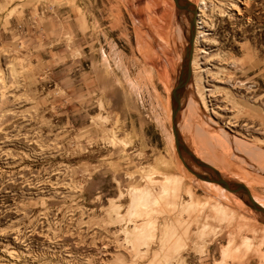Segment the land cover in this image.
<instances>
[{"label": "rangeland", "instance_id": "obj_1", "mask_svg": "<svg viewBox=\"0 0 264 264\" xmlns=\"http://www.w3.org/2000/svg\"><path fill=\"white\" fill-rule=\"evenodd\" d=\"M192 1L198 66L182 97L200 78L209 109L189 97L180 136L264 206V0ZM186 21L173 0H0V264H264L259 215L175 150ZM165 175L183 178L176 192ZM135 187L162 207L150 227L143 207L128 215Z\"/></svg>", "mask_w": 264, "mask_h": 264}, {"label": "water", "instance_id": "obj_2", "mask_svg": "<svg viewBox=\"0 0 264 264\" xmlns=\"http://www.w3.org/2000/svg\"><path fill=\"white\" fill-rule=\"evenodd\" d=\"M173 1L178 12H182L186 16L190 25L188 28V36H187L188 43L184 49L182 62L176 78V82L170 92L171 129L174 137V146L176 153L181 159L182 164L193 175H195L197 178L201 180L217 183L226 190L235 193L243 200V202L248 207H250L259 215L258 219L260 220V222L264 223V206L253 198L248 187L241 181L226 180L215 167L209 166L207 163L198 159L188 148V146L184 144L180 136L177 126L176 114L180 108V101L184 94L185 87L189 81L192 43H193V35H194L193 18H192L194 8L193 5H191V3L188 0H173ZM184 155H186L187 160L184 158ZM193 166L201 168L207 172H199L195 170Z\"/></svg>", "mask_w": 264, "mask_h": 264}, {"label": "bare ground", "instance_id": "obj_3", "mask_svg": "<svg viewBox=\"0 0 264 264\" xmlns=\"http://www.w3.org/2000/svg\"><path fill=\"white\" fill-rule=\"evenodd\" d=\"M209 0H207L206 2H208ZM234 1V0H233ZM237 1H239V0H237ZM245 2H246V5H248L249 3V1L250 0H244ZM190 3H191V0L189 1ZM192 2H195L194 0L192 1ZM201 3H199V4H205V1H200ZM225 4V3H224ZM227 4V3H226ZM191 5H192V3H191ZM204 6V7H203ZM203 6H201V7H199L200 8V12L197 10V12H198V16H199V19H204V20H206L207 22H209L210 24H213V22L215 21L214 19H213V16L211 15V17H209L208 15H206L205 14V10H207L206 8H205V5H203ZM208 6V5H207ZM213 6V5H212ZM224 6H226V5H221V7H219L218 8V12H219V14L220 13H223L224 14V12H225V10H224ZM205 8V10L203 9V8ZM194 8V7H193ZM213 8V7H212ZM228 9V8H227ZM204 10V11H203ZM212 10V9H211ZM229 10H233V11H236L237 12V16H242V15H244V13L242 12V11H240L238 8H237V6L236 5H231V8L229 9ZM241 10H243V9H241ZM194 11H195V8H194ZM217 12V13H218ZM222 14V15H223ZM197 16V17H198ZM232 16H233V14H232ZM192 18H193V15H192ZM215 18V17H214ZM196 20H197V18H196ZM199 21L200 20H198V22L196 21L195 22V20H194V18H193V30H194V35H193V43H192V55H191V62H190V75H189V80H190V78H191V75H192V79H195L196 77H194V72L196 71V68H197V66H198V63H197V61H196V50H197V42H198V39H199V32L197 31L196 32V30L197 29H200L201 27H199ZM206 21H204V22H206ZM201 22V21H200ZM209 24V25H210ZM186 25H187V27H189L190 25H189V22H188V20L186 21ZM202 25V24H201ZM208 25V24H207ZM204 26V25H203ZM202 30V29H201ZM195 33H196V35H195ZM182 44V43H181ZM220 77V76H219ZM194 82V81H193ZM195 86H194V88L196 89L195 90V94L197 95V98L195 99L194 97V99H195V102H197L196 103V105H198L197 106V108H199L200 110H198L199 112L201 111V112H205L207 109H209V107H208V102H207V99H206V97H204V95L202 94V92H201V90H202V88H200L201 87V80H200V78L199 79H197V80H195ZM193 95V94H192ZM195 95V96H196ZM191 99V101H193V103H194V100H193V98L191 97V95L189 96ZM189 97H188V95H185L184 96V98L182 97V99H181V101H180V106L181 105H183V103H184V105L186 106L187 105V103H190L191 105L189 106V110H191V108H193V103L192 102H190V100H189ZM184 100V101H183ZM183 101V102H182ZM186 102V103H185ZM195 104V103H194ZM211 109V108H210ZM180 110V109H179ZM186 110V109H185ZM186 112V111H185ZM197 112V111H196ZM215 112V111H214ZM190 114H188L186 117H187V119H188V117L190 116V115H192V110L189 112ZM198 114V113H197ZM194 115V114H193ZM192 115V116H193ZM201 116V115H200ZM199 116V114H198V117H200ZM190 118V117H189ZM186 119V120H187ZM197 119V118H196ZM191 121V120H190ZM185 122V121H184ZM192 122L193 121H191V124H192ZM189 124L190 123H188L187 121L184 123V125H185V128H186V130L189 132V128H191V127H189ZM178 126V128H179V131L180 132H183V128H182V125H177ZM193 127V126H192ZM190 133V132H189ZM192 151V150H191ZM198 153H200V154H202V152H199L198 151ZM202 156V155H201ZM200 160L201 161H203V162H205V163H207L209 166H213L214 167V165L212 164V163H210V162H208V161H206V160H203V159H201L200 158ZM217 165V164H216ZM186 168V167H185ZM187 169V168H186ZM189 171V170H188ZM227 174V173H226ZM151 176V175H150ZM195 176V175H194ZM196 177V176H195ZM176 178V177H175ZM178 178V177H177ZM197 178V177H196ZM199 179V178H198ZM182 180H183V178L182 177H180L178 180L177 179H173V178H171V177H169L168 175H165V177H164V179L161 181V187H162V192L164 193V194H166V195H168L169 194V192L170 191H177V190H175V188L177 189V188H179V186H181V184H182ZM201 180V179H200ZM138 188L139 187H135V189H137V190H134L132 193H131V203H130V205H129V209H128V215H131L134 211H136L139 207H143L144 208V211H145V213H144V211H143V216L145 217L144 219H143V222L142 223H140L139 224V226H144V225H149L148 227H150V225L152 224V222L154 221L153 220V216L151 215L152 213H155V212H160L162 209V207H159L160 205L158 204V202H152V201H145V199H144V195L142 194V191H141V193H139L138 192ZM142 189V188H141ZM178 193V192H177ZM176 193V194H177ZM233 193V192H232ZM146 195H147V197H148V199H149V195H150V193L149 192H146L145 193ZM175 194V193H174ZM173 194V195H174ZM147 199V198H146ZM244 203V202H243ZM156 205V206H155ZM159 205V206H158ZM212 207H214V206H212ZM211 207V208H212ZM222 207H223V205H222ZM221 207V208H222ZM210 208V209H211ZM224 209V208H223ZM249 209V208H248ZM140 210V209H139ZM217 209H214V211H216ZM250 210V209H249ZM212 212V211H211ZM250 212H251V210H250ZM250 212H248V215H249V213ZM214 213H223L222 212V210H217V212H214ZM163 214V213H162ZM224 215L226 214V213H223ZM217 215V214H216ZM224 215H223V217H224ZM219 216H222V215H219ZM250 217L252 216V215H249ZM253 217V216H252ZM144 221H146V222H144ZM248 221H250V224H251V226L253 227V231L255 232L256 231V229H260V228H263L264 229V223H260V222H258L256 219H254V218H249V220ZM248 224H249V222H248ZM250 226V227H251ZM262 229V230H263ZM250 230V229H249ZM250 232V231H249ZM235 242V241H234ZM231 243H233V239H231L230 240V245L226 248V250H224V251H228L229 249H231V246H232V244ZM232 251V250H231ZM229 252V251H228ZM230 253V252H229ZM227 254V253H226ZM226 257V256H225ZM221 264V263H220Z\"/></svg>", "mask_w": 264, "mask_h": 264}, {"label": "crops", "instance_id": "obj_4", "mask_svg": "<svg viewBox=\"0 0 264 264\" xmlns=\"http://www.w3.org/2000/svg\"><path fill=\"white\" fill-rule=\"evenodd\" d=\"M193 168L195 169V170H197V171H199V172H207V171H205V170H203V169H201V168H198V167H196V166H193ZM216 168V167H215ZM219 171V170H218ZM220 172V171H219ZM226 180H235V179H229V178H226L222 173H220ZM204 181V180H203ZM237 181H239V180H237ZM206 182H208V181H206ZM208 183H211L210 185H212V186H214V188L215 189H218V190H220L221 192H223V193H228V194H230L229 192L230 191H228V190H226L225 188H223L221 185H219V184H217V183H214V182H208ZM215 185H217V186H215Z\"/></svg>", "mask_w": 264, "mask_h": 264}]
</instances>
